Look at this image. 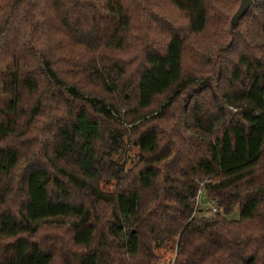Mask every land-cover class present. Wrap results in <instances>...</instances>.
<instances>
[{"label": "trees", "instance_id": "trees-1", "mask_svg": "<svg viewBox=\"0 0 264 264\" xmlns=\"http://www.w3.org/2000/svg\"><path fill=\"white\" fill-rule=\"evenodd\" d=\"M239 3L0 0V264H264V0L231 30Z\"/></svg>", "mask_w": 264, "mask_h": 264}, {"label": "rangeland", "instance_id": "rangeland-1", "mask_svg": "<svg viewBox=\"0 0 264 264\" xmlns=\"http://www.w3.org/2000/svg\"><path fill=\"white\" fill-rule=\"evenodd\" d=\"M233 8H236V3L233 6ZM232 12H233V9L229 11V16L230 14H232ZM173 18L177 20V24L179 25H184L186 22L184 16L180 13L175 12ZM117 97L119 98V96ZM131 118L132 116L128 112V109L125 106H123L121 109L120 117H119V121L121 122L119 126H121L124 129H130V124L128 123V120ZM45 122H48V121H45ZM36 133H32L31 135H29V138L31 137V139L34 138V140L40 141V139H42V136L40 133H37V134ZM136 153H137V148L131 146V143L126 145V153L125 155H123V157L127 160V168L134 167L133 165L137 161ZM102 187L106 190H111L113 188V184L112 185L109 184V185L102 186ZM206 208H211V203H210V200L207 198L204 190L202 189V192L199 198V204L197 205V208H196L197 214L204 212ZM238 216H239V211L238 209H235L234 212L230 214L228 217L232 219H236L238 218ZM56 223L57 224H54V225L44 226L45 230H43L42 233L46 235L44 238L46 239L47 244H50V237L54 236L55 234L59 237H62L63 240L67 242L69 241L70 234H69V231L67 230V225H66L67 222L65 220H60L59 223H62V224H58V221H56ZM164 255L167 257L169 256L168 253ZM53 264H60V260L55 259Z\"/></svg>", "mask_w": 264, "mask_h": 264}, {"label": "water", "instance_id": "water-1", "mask_svg": "<svg viewBox=\"0 0 264 264\" xmlns=\"http://www.w3.org/2000/svg\"><path fill=\"white\" fill-rule=\"evenodd\" d=\"M255 0H240V3L233 13L231 20H230V29L237 25L238 21L244 16V14L248 11V9L254 4Z\"/></svg>", "mask_w": 264, "mask_h": 264}, {"label": "built area", "instance_id": "built-area-1", "mask_svg": "<svg viewBox=\"0 0 264 264\" xmlns=\"http://www.w3.org/2000/svg\"><path fill=\"white\" fill-rule=\"evenodd\" d=\"M201 192H202V188H200L197 192L196 201H195V209L197 208V205L199 204V198H200ZM210 203H211V211L212 212L216 211V207L213 206L211 201H210ZM158 264H174V256H172L171 258H168L166 260H162Z\"/></svg>", "mask_w": 264, "mask_h": 264}]
</instances>
